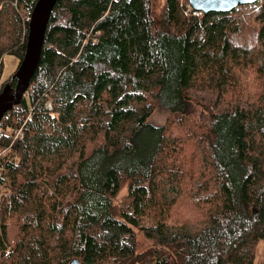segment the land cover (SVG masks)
<instances>
[{
	"label": "trees",
	"instance_id": "trees-1",
	"mask_svg": "<svg viewBox=\"0 0 264 264\" xmlns=\"http://www.w3.org/2000/svg\"><path fill=\"white\" fill-rule=\"evenodd\" d=\"M37 2L0 0V94ZM183 2L157 16L153 0H58L29 91L0 123V264H255L264 0L200 17ZM191 104L207 132L189 130ZM161 109L173 118L157 127Z\"/></svg>",
	"mask_w": 264,
	"mask_h": 264
},
{
	"label": "water",
	"instance_id": "water-1",
	"mask_svg": "<svg viewBox=\"0 0 264 264\" xmlns=\"http://www.w3.org/2000/svg\"><path fill=\"white\" fill-rule=\"evenodd\" d=\"M261 0H189V4L195 11L227 14L240 6L251 5ZM58 0H38L32 11L29 23V32L26 44V52L17 71L13 75V81L5 85L0 94V123L4 116L18 106L29 91L31 81L40 65L47 28L50 18ZM71 264H81L74 260Z\"/></svg>",
	"mask_w": 264,
	"mask_h": 264
},
{
	"label": "rangeland",
	"instance_id": "rangeland-1",
	"mask_svg": "<svg viewBox=\"0 0 264 264\" xmlns=\"http://www.w3.org/2000/svg\"><path fill=\"white\" fill-rule=\"evenodd\" d=\"M186 0H184V5ZM153 10L157 16L163 14L165 10V0H153ZM189 13V10L187 9ZM259 50H257V53ZM20 63L19 60L12 55H8L4 59V68L2 72V82L7 81L15 72L17 71ZM170 114L165 110H160L157 112L150 120V123L157 127L168 126V123L173 118H170ZM184 117L187 123V126L191 132L200 134V131L207 132L209 126V116L199 107L194 104L189 105L185 112ZM1 192V191H0ZM127 199V188L124 187L120 192L119 196L115 199V205L121 210ZM151 221H140L141 226H149ZM139 245L141 250H147L151 247L152 242L149 241L142 234H139L138 238ZM255 264H264V241L260 242L257 247V257Z\"/></svg>",
	"mask_w": 264,
	"mask_h": 264
},
{
	"label": "built area",
	"instance_id": "built-area-1",
	"mask_svg": "<svg viewBox=\"0 0 264 264\" xmlns=\"http://www.w3.org/2000/svg\"><path fill=\"white\" fill-rule=\"evenodd\" d=\"M191 5H188V10L190 11L191 10ZM195 16H202L203 15V12H200V11H195L194 10V13H193ZM29 21H30V19H29ZM46 107H47V109H51L52 108V102H48L47 104H46ZM23 136V133H22V130H18V131H16V133H15V138L17 139V138H20V137H22Z\"/></svg>",
	"mask_w": 264,
	"mask_h": 264
}]
</instances>
